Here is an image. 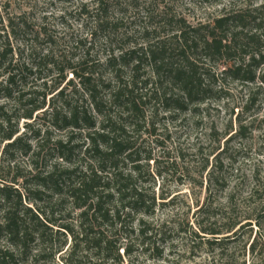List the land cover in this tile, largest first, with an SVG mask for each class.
Masks as SVG:
<instances>
[{"label":"trees","instance_id":"1","mask_svg":"<svg viewBox=\"0 0 264 264\" xmlns=\"http://www.w3.org/2000/svg\"><path fill=\"white\" fill-rule=\"evenodd\" d=\"M263 8L224 9L197 24L162 13L161 20L143 26L142 42L102 60H67L52 47L38 53L40 40L53 42L45 28H32L25 13L7 16L0 26V237L6 239L0 264H30L66 252L65 264H124L135 254L162 259L159 242L167 232L149 220L157 197L140 183L134 135L150 104L171 114L197 111L210 98L212 69L221 61L234 79L264 83V71L258 74L264 66ZM92 10L96 29L108 26L106 0H96ZM49 65L57 73L52 87L46 81L36 89L19 85L25 72ZM68 73L70 92L60 88ZM50 94L41 124L46 128L27 123L30 134L21 132L20 120L33 119ZM50 126L65 135L53 140ZM19 154L28 159L26 167L16 161ZM207 176L210 194L223 178L216 168ZM208 209H198L197 230L190 235L224 257L252 220L218 227L224 216ZM68 236L73 243L66 248ZM258 237L248 250L244 246V257L257 251Z\"/></svg>","mask_w":264,"mask_h":264},{"label":"rangeland","instance_id":"2","mask_svg":"<svg viewBox=\"0 0 264 264\" xmlns=\"http://www.w3.org/2000/svg\"><path fill=\"white\" fill-rule=\"evenodd\" d=\"M95 6L96 0H0V26L7 16L25 13L31 27L45 28L54 42L40 40L38 53L52 47L67 60L81 57L102 60L123 46L142 42L143 26L161 20L162 13L197 24L224 9L264 6V0H106L105 16L109 24L104 29L95 27L92 10ZM13 45L20 43L13 40ZM225 65L222 61L214 65L210 98L200 103L197 111L191 107L171 114L159 104L157 110L151 104L147 109L142 130L134 135L141 156L139 180L157 197L155 214L149 220L163 224L167 237L163 243L159 242L162 259L135 254L126 257L124 264H264V83L260 80L242 83L223 72ZM49 68L50 65L25 72L19 85L36 89L46 81L48 88L52 87L57 73ZM263 71L264 66L258 69V74ZM71 78L68 73L60 88L68 86ZM72 89L68 86L67 92ZM102 94L108 97L106 90ZM53 95L47 97L46 107L37 111L33 119L20 120L21 132L30 134L27 123L35 129L44 124L43 111ZM3 100L15 106L13 101ZM48 130L53 140L66 133L51 126ZM149 155L150 160L146 158ZM16 158L21 166L28 165L26 157L19 154ZM131 167L128 164L126 168L130 171ZM213 168L218 169L223 181L220 187L212 185L209 194L207 174ZM14 171L12 167L11 175ZM202 205L224 216L218 227L225 228L235 219L252 220L242 239L229 244L224 257H219L218 249L211 251L190 235L192 228L197 230L195 220ZM256 234L257 251H247L244 257V246L248 250ZM5 242L0 237L1 247ZM71 243L69 237L66 248ZM67 253L38 262L30 260V264H65Z\"/></svg>","mask_w":264,"mask_h":264}]
</instances>
